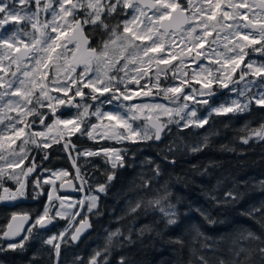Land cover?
<instances>
[{
    "label": "snow or ice",
    "instance_id": "snow-or-ice-1",
    "mask_svg": "<svg viewBox=\"0 0 264 264\" xmlns=\"http://www.w3.org/2000/svg\"><path fill=\"white\" fill-rule=\"evenodd\" d=\"M113 19L117 21L115 24L111 23ZM9 25H14V30L10 34L9 28L6 27ZM88 26L90 32L100 31L107 38L102 39L99 45L93 46L90 42V34H86ZM213 33H215L214 37ZM176 36H179L180 43L183 44L179 53L174 50ZM209 37L213 38L209 39ZM206 44L207 49H205ZM256 44H260L261 47L253 48V51H264V0H252L251 3L249 0H0V73H3L0 75V124L5 120L9 121L5 131L13 129V135L16 139H20L25 135V128H31L36 122L35 120L28 122L26 117L36 116L39 118V123L44 125L50 116L55 125H64L65 128L71 125L72 127L68 128L69 132H80L81 135L92 138L93 131L98 126L92 124L91 130L85 126L82 131L81 123L89 116H96L97 119L114 122L109 129L111 131L109 139L130 140L132 143L144 141L163 143V137L171 132L168 127L170 124H175L181 129L203 128L208 124V117L198 116L197 109L195 107L190 109L186 102L192 100L195 104L208 105L209 99L214 95L213 82L219 83L223 88H229L230 83L239 84L249 74L261 78L258 85L255 80H251L247 81L239 91L236 88L229 89V91H238L240 97H246L245 101L232 100L228 106L212 108L209 117L213 112L217 115L248 112L253 101L256 105L264 107V65L254 67V63L249 62L246 64L249 72H241L239 80L233 79V74L247 55L245 49ZM221 48L223 50H220ZM201 49L205 50L200 51ZM193 52H195L194 61L203 57L219 65L216 69L220 73L219 76H214L210 68L202 64L197 65L201 72L207 73L203 77L202 88L208 91L193 89V93L206 96L208 99L199 100L196 99V95L184 92L180 86L161 87L159 83L162 73L166 76L167 72L171 71L173 79H176V73L180 71L179 65L166 69H162L161 65H172L173 61L187 57ZM184 63L185 60L181 58L180 65ZM13 66H15L14 70ZM80 66L82 71L77 73V67ZM153 67L156 69V83L153 87L159 90L158 94L162 93L164 99L176 105L175 107L159 103H125L132 101L136 96L147 97L153 94L151 89L144 90L146 85L140 84V80L148 76ZM48 69L54 73L51 78L48 71H45ZM199 75L200 73H194V76ZM49 79L52 91L62 92L63 97L50 94L48 84L45 83ZM182 83L187 81L184 80ZM129 84L139 85V89L133 90L128 87ZM253 86H257L260 90L249 97L247 93ZM85 89L90 91L85 92ZM70 90L73 93L71 96H69ZM76 97L81 98L79 102H74ZM85 98L93 103H86ZM181 99L185 102L181 103ZM114 102L115 110L101 112L99 105H112ZM58 106L77 108L75 119H61L57 115ZM94 106L95 111L90 112ZM45 107L48 112H41L40 109ZM145 109L155 112V118L150 114L145 115ZM8 112H15L17 116H9ZM140 116H143L147 123L143 128L134 127V122ZM161 116H167V121H161ZM18 124L24 126L17 127ZM46 127L51 126L46 125ZM240 131H247V135L240 137L245 145L253 139L257 142L264 141V123L255 129L245 125ZM28 135L30 139L23 140L19 152L13 149L10 153L15 159L0 165V200H16L27 195V185L20 176L22 174L27 177L35 170V166L27 168L26 171L22 170L21 174L7 171V169L19 168L23 163L26 158L23 145L33 143L43 148L51 146L45 141L38 143L34 139V137H44V132H30ZM5 138L9 141L8 147L11 148L15 140L11 136L2 135H0V148L4 146L2 141ZM208 144L209 138L205 135L203 143L190 146L189 152L190 154L201 152L208 147ZM67 147L66 143L65 148ZM103 151L106 156L109 152L112 153L113 169L124 167V153L121 150ZM174 151L173 145L166 144L160 151L161 158L174 165L175 159H169V154ZM98 154L85 153L88 156ZM5 160L6 156L0 155V161ZM146 163L154 165L151 168V175L140 173L138 177L140 183L120 194L125 198V208L123 214L116 219L120 221L131 217L127 231H122L118 227L109 232L105 247L94 250L87 264H109V246L114 238L132 245L137 241L143 242L145 237L160 238L170 227L180 224L181 213L177 207L179 198L177 197L176 203L172 201L169 181L165 180L163 184L156 186L163 174L161 165L151 159ZM212 166L218 165L216 162H209L197 174L210 175L208 167ZM193 168H196V165H193ZM114 177L115 173L109 174L108 183L99 185L97 191L107 195ZM228 179H231L232 186L224 187V182ZM6 180L15 183L14 190L5 186ZM43 183L52 184L53 181L44 180ZM246 183L225 177L223 180H217L210 190L204 192V195L213 207L235 206L245 196V192L240 189L241 185ZM259 184L264 189V180ZM35 187H41L39 179L35 181ZM221 188L224 190L221 191ZM149 191L154 192L155 195L146 198L139 194ZM129 193L134 195L129 196ZM55 199L60 200L55 216L65 218L64 201L60 197ZM99 199L97 195L87 198L88 213L97 210L96 215L102 214L98 211ZM52 200L53 197L49 194V204L35 219L33 227H45L55 218L51 215L55 207ZM83 203L84 201H81V204ZM195 211L199 212L209 225L224 223L222 220L212 218L208 210ZM149 213H158L159 219L137 227L139 218ZM70 215L74 218L80 213L74 212ZM183 215L187 216L188 213L185 212ZM241 215L256 219L264 228V201L259 206H251ZM24 219L27 220L28 217L25 216ZM88 227L91 225L87 220L82 219L80 227L76 228L70 239L78 240L82 231ZM190 227L194 233L190 243H186L183 235L169 237L167 241L169 244L178 245L180 252L187 247L189 252L187 264H264V235H258L251 230L239 233L228 244L229 255L225 259L219 255L223 250L220 245L225 242L224 236L219 238L208 236L201 230V226L195 223ZM28 233L31 235L32 228L28 229ZM17 234L18 230L5 232L3 235L5 238H12ZM66 234L67 229L61 232L59 237L52 236L44 241L55 250L57 264H59L61 243L54 241L67 242ZM27 239L26 236L18 244L9 243L6 249L0 247V252L23 249L24 241ZM77 260L78 264H85L83 259L78 257ZM118 264H128L127 258L121 256Z\"/></svg>",
    "mask_w": 264,
    "mask_h": 264
},
{
    "label": "trees",
    "instance_id": "trees-1",
    "mask_svg": "<svg viewBox=\"0 0 264 264\" xmlns=\"http://www.w3.org/2000/svg\"><path fill=\"white\" fill-rule=\"evenodd\" d=\"M236 95V93H234ZM230 95V94H229ZM231 98V99H230ZM233 96L223 99H213L210 107L231 102ZM245 98V97H244ZM209 122L203 128H185L176 126L169 127L171 132L163 137V143L154 141L132 143L131 141L121 143L124 147V167L112 168L107 157L94 156L89 158L78 157L76 164L85 178L96 182L108 183L109 174L115 173L111 181L107 195L100 193L101 202H98V211L101 215H96L95 210L91 214V230L79 243L63 242L60 247L59 264H78L77 258H81L87 264L89 257L94 250L105 247L106 237L109 232L116 228L127 231L128 222L131 217L118 221L116 218L123 214L125 208V198L120 194L140 183L138 177L140 173L151 175V168L154 165L146 163L151 159L160 164L162 176L156 183L158 187L165 180L169 181V188L172 192V201L179 203L178 210L181 213V220L178 226L170 227L162 237H145L143 242L137 241L132 245L122 242L121 239H113L108 256L109 264H118L121 256H125L128 264H187L189 252L187 247L180 252L179 246L169 244V237L183 235L186 243L191 242L194 235L190 227L195 223L201 226V230L213 238L225 237L220 247L223 249L219 255L228 258V244L239 233L251 230L258 235H264V228L256 219L241 215L251 206L264 201V189L259 182L264 180V141L257 142L255 139L243 144L240 137L247 135V131H240L245 125L250 129L258 128L264 123V107L253 102L250 111L243 113H228L226 115L212 114L208 118ZM208 135L209 144L203 151L190 154L189 147L203 143V137ZM72 149L97 148L100 144L89 140L87 137L73 135L69 140ZM166 144L174 146L175 151L169 154V159H175L176 163L169 164L163 160L160 151ZM107 146H117L115 142H105ZM103 147V146H102ZM48 153L44 159V167L48 175L57 170H72L69 157L62 142L55 143L43 150ZM209 162H216L218 166L208 167L210 175H198ZM196 165V168H193ZM225 177H230L236 181L247 182L241 185V191L245 192L244 198L235 206L213 207L211 202L205 198L204 192L210 190L217 182ZM231 179L225 180L224 187H231ZM49 184L45 185V194L41 198H47L46 191ZM224 188H221L223 191ZM149 198L155 195L154 192L139 193ZM134 193H129L133 196ZM191 209V210H190ZM196 209L210 211L211 217L224 223L209 225ZM188 215L184 216L183 213ZM154 219H159V214L149 213L141 216L137 221V227L146 224ZM66 224L65 219H61L60 227ZM162 226V224H161ZM135 239V237H133ZM72 247L79 250L73 251Z\"/></svg>",
    "mask_w": 264,
    "mask_h": 264
},
{
    "label": "flooded vegetation",
    "instance_id": "flooded-vegetation-1",
    "mask_svg": "<svg viewBox=\"0 0 264 264\" xmlns=\"http://www.w3.org/2000/svg\"><path fill=\"white\" fill-rule=\"evenodd\" d=\"M149 15H151V13H149ZM48 18L50 19V15L48 16ZM120 18L123 19L124 17H120ZM116 22L117 21L115 19L111 20L112 24H115ZM6 27L9 28V34H10L11 29L14 27V25H9ZM49 31H50V29H49ZM86 34H90V42L93 44V46L99 45V43L102 39L107 38V36L104 35L100 31L90 32V26H88L86 28ZM166 39H167V37H166ZM69 47H72V46L69 45ZM167 48H168V46H167ZM250 56H254V57L256 56L260 62L264 61V51H249L248 57H250ZM248 61L249 60L244 59V61L241 63L239 70L237 71V74H233L234 80H239V77H236V75L240 76L241 72H245L243 67H245V64H247ZM61 63H63V61H61ZM13 69H15V66H13ZM45 71H48L49 78H51L54 75V73L50 69L45 70ZM76 71H77V73L82 71V66L77 67ZM73 75H76V73H73ZM249 77H250V74L247 75L245 77V79H247ZM190 80L187 81V83H183L182 84V86L184 85L183 87L181 86L184 89V92H186V93L189 92L191 89L192 90L195 89L198 85L196 82L190 81ZM61 82L62 83L64 82L62 77H61ZM45 83L48 84V88H50V91H51L50 94L51 95L63 97L64 94L62 92L57 93L55 91H52V85L50 83V79L46 80ZM241 83H242V81H240L239 84H231L230 83L229 88H223V87L219 86L217 83H215V84H212V91L214 92V94H220L222 96H224L225 94L228 95L232 92V91H229V89L235 88L237 85L239 86ZM140 84L141 85H147L144 88V90L147 91V90L151 89L153 94L151 96H147V97H145L143 95L136 96L133 98V100L131 102L139 103V102H144V101L157 100V101H162L165 103H170L169 100L163 98L162 93L158 94L159 90L157 88H154L153 85L149 86L146 82H140ZM161 87H169V86H167V82H166L165 77L162 78ZM134 88L136 90L139 89V85L135 84ZM84 91L88 92L90 90L85 89ZM72 94H73L72 90H70L69 96H71ZM97 95H99V94H97ZM80 99H81L80 97H76L74 102H79ZM223 99H225V98H223ZM209 100H211V99H209ZM85 102L86 103H93L90 100H88L87 98H85ZM211 102H212V100L210 101V103ZM99 106H102L103 109H107L109 107H111L112 109H115V102L112 105L102 104ZM93 108H95V106ZM40 111L41 112H48V109L45 107V108L40 109ZM77 112H78V109L75 107L58 106L57 115L60 116L61 119H71V118H73V116L77 115ZM33 120H35L36 122L34 124H32L31 128H29V132H44L45 133L46 128H47L46 125H50V126L55 125L53 123V119L50 116L46 119L44 125L39 123V118L36 116H30L28 121L31 122ZM8 123H10V122L5 120L3 124H0V126L4 127L5 124H8ZM18 125H22V124H18ZM48 135H49V133L47 135H45L44 137H34V139H36L37 142L39 143L40 141H44V140H48V138H52V136H48ZM73 135H71V137ZM71 137L67 136L66 138L69 141ZM57 138H58V136H57ZM41 148H42V146L37 147L35 149V151L33 152V156L27 157V159H29V158H31V159L29 161L24 162V164H25L24 171H26L27 168L35 166V170L32 173H30L27 177L23 176L22 174L20 177L22 180L25 181V183L27 185L26 197L19 198L16 200H7V199L0 200V247H3L6 249L7 245L9 243H17L18 244L22 240H24V238L26 236L28 237V239L26 241H24L23 249H17L15 251L6 250L3 252H0V264H57V257L55 254V250L51 246L44 243V241H46L47 239H49L52 236L58 237V231H59V227L61 224V219L59 217L55 216V213H56L55 208L58 205L56 200H52V203L55 205V207H53L51 215L55 218L52 220L51 223H49L50 226L47 228H43V229L40 228L39 226L33 227L35 219L43 212L45 206H47L49 204V201L47 200V198H45V199L41 198V196H43L45 194V193H42L41 190H44L45 185H46V183H43V178H44L43 176L44 175L46 176V173H47V170L44 167L43 161L48 156V153L41 151ZM83 149H87V148L84 147L81 149H72V151H76V152H78V154H80V153H82ZM88 149H91V148H88ZM73 166H72V170L70 169V170L66 171L68 174L66 177L63 178L62 181L68 180V179L74 180L76 187L80 190V194H79V196H80L81 191L83 190L82 189V187H83L82 180H84L86 182V181H88V179L85 178L84 174L82 173V171L79 170L76 163H74ZM21 173H22V171H21ZM37 179H39L41 181V187L40 188L35 187V181ZM60 182L61 181H56L54 183V185H53L54 189L58 188V185ZM101 184H106V183L103 181L97 182V185H101ZM89 185H93V183L87 182V187H89ZM5 186L10 187L13 190L16 187L15 183L11 180H6ZM95 186H96V184H95ZM37 193H40V194L37 195ZM58 194H59V192H58ZM79 201L80 200H77L76 202L74 201V203H77L76 206H79ZM98 202L100 203L101 200H99ZM22 213H27L31 217V222L27 226V229H26L23 237L21 234L19 239L16 241H10V240L5 239L3 234L5 233L6 229L8 228L10 220L12 219V217L14 215H18V214L22 215ZM79 213H80V215H77L76 219L74 220V222L69 227V230H70L69 233L70 234H69V237L66 239L67 242H65V243H68V242L73 243L70 239L72 232L74 231V229L76 228V226L78 225V223L82 219H89L90 220L91 214H92V213L86 212L85 202L82 204ZM29 228H32L31 235H29V233H28ZM55 242H58V241H54V243ZM73 244H77V243H73ZM72 250L78 251L79 248L78 247H72ZM59 261H60V256H59Z\"/></svg>",
    "mask_w": 264,
    "mask_h": 264
},
{
    "label": "rangeland",
    "instance_id": "rangeland-1",
    "mask_svg": "<svg viewBox=\"0 0 264 264\" xmlns=\"http://www.w3.org/2000/svg\"><path fill=\"white\" fill-rule=\"evenodd\" d=\"M14 30V27L11 29V31ZM223 35V33L221 34ZM215 36V33H213V37ZM213 37H209V39H212ZM26 39V38H25ZM166 39V38H165ZM168 39V38H167ZM166 39V40H167ZM174 39L176 40V47L174 48V50L176 52H180L181 48L183 47V44L180 43V39H179V36H176L174 37ZM167 44L165 45L166 49H167ZM208 45L206 44L205 45V49H207ZM213 47H215V45H213ZM261 45L260 44H256V45H251L249 46V48H246L245 49V52L247 53V55L245 56V59L249 60V62H253L254 63V67L255 66H261V65H264V61H259L258 58L255 56H250L248 57V52L249 51H253L252 49L253 48H260ZM205 49H201L200 51H203ZM220 50H223L222 48ZM229 55H231V53H229ZM195 57V52L191 53V55L187 56V57H181L182 59L185 60V63L183 65H180V59L181 58H178L177 60L173 61L172 62V65H169V66H165V65H161L160 67L162 69H166V68H171V67H175L177 65L180 66V71L176 73V79H173V73L171 71H168L167 72V75L165 76L163 73L161 74L160 76V85L162 83V78L165 77L166 78V82H167V86H182V81L186 80V81H194L196 82L198 85L197 87L195 88L196 90L200 91H208L207 89H203L202 88V85H203V77L207 75L206 72H201L200 68L197 66L198 64H202L204 65L205 67H208L212 70L213 72V75L214 76H219L220 73L216 71V69L219 67V65L213 63L211 60H206L204 59L203 57L199 58V59H196L195 61L193 60V58ZM248 57V58H247ZM123 63V61L121 62V64ZM5 64H7V61L5 62ZM244 71L245 72H249V69L246 68V64H245V67H243ZM246 69V70H245ZM14 70V69H13ZM239 70V68H237L236 72L234 74H237V71ZM155 67H153L150 72H149V75L144 77L143 79L140 80V82H146L149 86L153 85L154 83H156V79H155ZM186 73V74H185ZM194 73H200L199 76H194ZM0 75H3V73H0ZM121 75H123V73H121ZM153 76V77H152ZM236 77H239L238 75H236ZM200 81L199 83L197 81ZM251 80H255L257 82V85L261 82V78L260 77H254L253 75L250 74V77L245 79L244 81H242V83L238 86H236L235 88L239 91L240 89H243L244 87V84L247 82V81H251ZM216 82H213V84H215ZM219 86L220 84L217 83ZM135 84H129L128 87L133 89V90H136L134 88ZM147 86V85H146ZM184 86V85H183ZM182 86V87H183ZM260 89L257 87V86H253L251 88V90L247 93V96H253L255 93H257ZM238 91H232L230 93V95L228 94H225L224 96L220 95V94H214L212 97H211V100L215 99V98H227V96H233L232 100H240L241 102H244L246 97H240L238 95ZM49 92L51 93L50 91V88H49ZM189 94H193V95H196V99H199V100H203V99H208V97L206 96H200L196 93H193V90L191 89L189 92H187ZM236 93V95L234 94ZM39 93L37 92V95ZM217 99V100H218ZM231 99V98H230ZM209 100V104L208 105H203V104H195L194 101L192 100H189L187 101L186 103L189 104L190 106V109L192 107H195L197 109V115L200 116V117H208V114L209 112L212 110V107H210L211 103ZM226 100V99H225ZM231 100V102H232ZM181 103H184L185 101H183L181 99L180 101ZM231 102H228V103H223V104H220L218 106H214L213 108H217V107H220L221 105H225V106H228L231 104ZM254 102V101H253ZM125 103H128V104H131V103H134V102H131V101H127ZM139 103H147V104H154V103H159V104H164V105H167L169 107H175L176 105L174 104H171V103H165V102H162V101H157V100H153V101H144V102H139ZM138 103V104H139ZM29 107H32L31 105H29ZM100 107V110L101 112H106V111H113L115 109H112L111 107L107 108V109H103L102 106H99ZM189 109V110H190ZM91 111H95V108H92L90 109V112ZM9 116H12V117H16L17 116V113L15 112H8L7 113ZM144 114L145 115H155V112H150L148 109H145L144 110ZM214 114V112L212 113ZM76 116H73V118L71 119H75ZM164 122L167 121L168 117L167 116H161L160 117ZM26 121L29 120V117H26L25 118ZM174 119H179V117H174ZM29 122V121H28ZM77 123H79V121H77ZM114 122H110L108 121L107 119H97L96 116H89L87 118H85L84 122L81 123V130L83 131L85 126H88L89 130H91L90 126L92 124H96L98 127L96 130L93 131V137L90 138L89 136L87 135H81L80 132H74V133H71L68 131V128H71L72 126L69 125L68 128H65L64 125H52L50 128L47 127L46 128V131H45V135H47L49 133L48 136H52V138H48V140H44L45 142L49 143L50 145H53L55 143H58V142H62L63 145H64V148H65V144L67 143L68 144V147L65 148L66 150V153L69 157V160H70V163L71 165L73 166L74 163H76L77 161V158L75 157V152L76 151H72L71 147H70V143L68 141V139L66 138L67 136H70L71 135H78L80 137H87L89 138V140H92L94 142H97L100 144L103 143L102 145H100V147H97V148H94V149H85V150H88V151H85L83 154H85L86 152H89L90 150L91 151H99V154L98 156H104V157H107L108 159V162L109 164H111V156H112V153L109 152V154L106 156L104 151L105 149H109V150H112V149H115V150H121V152L124 151V147H122V145H120L121 143H125V142H129L130 140H124V141H117L116 139H109L108 136L111 135V131H109V129H111V126ZM147 123V121L144 119L143 116H140L135 122H134V127H138V128H143L145 126V124ZM183 123V121H181V124ZM7 124H5L6 126ZM5 126L2 127L0 126V135L4 136V137H8V136H11L13 140H15V143L12 144L11 148L8 147V144H9V141L7 140V138H5L2 143H3V147L0 148V155H5L6 156V160L5 161H0V165H3L5 164L7 161H11L13 159H15V157H13L12 155H10V153L12 152V150L14 149L16 152H19V149H20V146L23 144V140L25 139H30L29 135L27 133H30L29 132V128H25V135L23 137H21L20 139H16V137L13 135L14 133V130L13 129H8L7 131H5ZM24 125H17V127H23ZM107 126V127H106ZM171 126H176L175 124H170L168 127H171ZM195 128V127H193ZM119 131H123V129H118ZM58 136V138H57ZM105 142H115L117 144V146H107L105 145ZM135 144H140V143H135ZM103 146V147H102ZM23 147L25 148L26 150V158L24 159L23 163L20 165L19 168H16V169H7L8 172H12V171H15L16 173L18 174H21V171L24 170V167H25V164L24 162L25 161H29L31 158L27 159V157H32L33 156V152L35 151V149L38 147L37 144H33V143H28L26 145H23ZM45 148H41V151H43ZM102 150V151H101ZM96 155H92V156H86L85 155V158H89V157H94ZM112 165V164H111ZM74 167V166H73ZM64 173H67L66 171L64 170H57V171H54V172H51L50 175L46 174V176L44 175L43 177V181L44 180H51L53 181V183H55L56 181H62L64 177H66L67 175H64ZM68 174V173H67ZM77 176V175H76ZM21 177V176H20ZM83 182V187H82V194L81 196H79V206H76L77 203H74V201L76 202L78 200L77 197H72V198H69L68 200H63L64 203H65V206H66V215H65V218H60V219H65L66 220V224L61 227L58 231V237L60 235L61 232H65V230L67 229V234L65 236V240L69 237V227L71 226V224L74 222V220L76 219L77 215L73 218L70 213H79L80 211V208L82 206L81 204V201H84L85 202V210L87 212V198L88 197H91L93 195H97L99 196L100 193L97 191V188L99 185H97V182L96 181H91V183H93V185H89V187H87V182L88 181H84L82 180ZM49 184V187H48V190L46 191L47 193V200L49 201V194H51L52 196L54 195V192H57V190L55 189L54 190V187L53 185L54 184ZM47 184V183H46ZM96 184V186H95ZM42 193H45L44 190H41ZM100 197V196H99ZM53 200H56L55 197H53ZM57 202V207L55 208V210H57L59 208V204H60V200H56ZM68 205H71L72 207L71 208H68L67 206ZM60 242L61 244L63 243V241H58Z\"/></svg>",
    "mask_w": 264,
    "mask_h": 264
},
{
    "label": "water",
    "instance_id": "water-1",
    "mask_svg": "<svg viewBox=\"0 0 264 264\" xmlns=\"http://www.w3.org/2000/svg\"><path fill=\"white\" fill-rule=\"evenodd\" d=\"M249 2L251 3L252 0H249ZM152 116H153V118H155V115H152ZM160 120L162 121L161 118H160ZM58 192L61 195H70V196H78L80 194V190L76 187V184H75L74 180H72V179H68V180L61 181L59 183V185H58ZM25 216L28 217L27 220L24 219ZM13 217H15V219H13ZM13 217L10 220V223L8 225V228L6 229L5 232H15V231L18 230V234L15 235L12 238H5L4 237L5 239L10 240V241H16V240H18L19 237L21 236V234H22V237H23V235H24V233H25V231L27 229V226L31 222V217L27 213H22V215H20V214L14 215ZM85 220H87V222L91 225V221L89 219H85ZM81 221L78 223V225L76 226V228L77 227H80ZM49 226H50V224H47L45 227H40V226L39 227L43 229V228H47ZM76 228L74 229V231L72 232V234L75 233ZM90 230H91V227L85 228L82 231V233L80 234V237H79L78 240H76V241H72L71 240V241L73 243H78L79 241H81L90 232Z\"/></svg>",
    "mask_w": 264,
    "mask_h": 264
},
{
    "label": "built area",
    "instance_id": "built-area-1",
    "mask_svg": "<svg viewBox=\"0 0 264 264\" xmlns=\"http://www.w3.org/2000/svg\"><path fill=\"white\" fill-rule=\"evenodd\" d=\"M83 152H84V151H82V153H81L82 155H83ZM75 155H77V153H76ZM53 184H54V183H53ZM52 197H55V198H56V197H60L61 200H66V199L68 200V199H69V197H66V196H59V195L57 194V192H54V195H53Z\"/></svg>",
    "mask_w": 264,
    "mask_h": 264
},
{
    "label": "bare ground",
    "instance_id": "bare-ground-1",
    "mask_svg": "<svg viewBox=\"0 0 264 264\" xmlns=\"http://www.w3.org/2000/svg\"><path fill=\"white\" fill-rule=\"evenodd\" d=\"M89 152H93V153H99V151H89ZM85 156V154H83ZM88 156V155H86Z\"/></svg>",
    "mask_w": 264,
    "mask_h": 264
}]
</instances>
